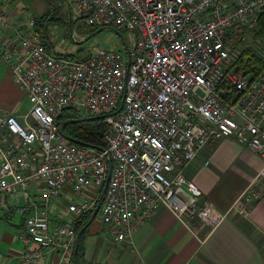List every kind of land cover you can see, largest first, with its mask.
<instances>
[{"label": "built area", "instance_id": "built-area-1", "mask_svg": "<svg viewBox=\"0 0 264 264\" xmlns=\"http://www.w3.org/2000/svg\"><path fill=\"white\" fill-rule=\"evenodd\" d=\"M63 1L70 19L125 37L119 49L61 54L26 7L14 22L0 0V62L30 104L22 118L0 111V212L22 218L18 264L53 252L73 264L75 222L97 205L117 242L160 206L194 228L205 207L183 169L213 140L232 137L263 162L233 205L248 213L264 191V69L250 76L234 64L244 50L264 57L255 35L264 0ZM71 110L103 116V147L64 136L58 118Z\"/></svg>", "mask_w": 264, "mask_h": 264}, {"label": "crops", "instance_id": "crops-1", "mask_svg": "<svg viewBox=\"0 0 264 264\" xmlns=\"http://www.w3.org/2000/svg\"><path fill=\"white\" fill-rule=\"evenodd\" d=\"M10 4L15 22L20 17L19 4ZM9 33L8 30L6 34ZM49 41L51 51L62 49L51 33ZM75 49L71 48L70 53ZM29 107L24 91L0 62V111L22 118ZM262 164L260 157L232 137L210 141L183 169L186 178L201 191L205 207L198 212L194 228L182 225L165 206L158 207L149 221L139 224L129 242H117L103 228L97 231L90 226L83 244L82 264H264V191L259 200L248 204V213L233 210L238 196ZM20 229L22 218L18 213L12 207L2 209L0 264H18L22 250L17 238ZM57 261L58 254L53 252L41 264Z\"/></svg>", "mask_w": 264, "mask_h": 264}, {"label": "trees", "instance_id": "trees-1", "mask_svg": "<svg viewBox=\"0 0 264 264\" xmlns=\"http://www.w3.org/2000/svg\"><path fill=\"white\" fill-rule=\"evenodd\" d=\"M59 5L54 6L51 0H48L46 11L36 17L35 31L40 36L42 42L47 49H50V27L52 25H63L66 24L67 20L75 21L69 19L67 12L62 11L61 3L64 4L63 0H58ZM76 22V21H75ZM94 31L99 29H106L103 26H92ZM71 30V27H70ZM120 33V32H117ZM255 35L264 40V9L259 15L257 21V27ZM68 56L78 57L77 51L73 54H68ZM234 67L241 70L244 74L254 76L264 69V57L261 58L256 54L244 50L239 59L235 62ZM94 117V116H93ZM81 118L74 111H65L59 118L58 123L61 124V130L64 136L70 140H73L75 144L83 147L91 148H101L104 146L103 142V121L101 118H91L89 120H84L81 122H75V119ZM92 212L86 213L82 217L78 218L75 222L76 233L87 224ZM93 222V221H92ZM91 222V223H92ZM91 223L79 236V247L77 252L76 264H82L83 261V244L86 234L91 226Z\"/></svg>", "mask_w": 264, "mask_h": 264}, {"label": "rangeland", "instance_id": "rangeland-1", "mask_svg": "<svg viewBox=\"0 0 264 264\" xmlns=\"http://www.w3.org/2000/svg\"><path fill=\"white\" fill-rule=\"evenodd\" d=\"M51 1L54 6L59 5L58 0ZM15 4L22 5L26 7L33 15L39 16L46 11L48 0H13L10 5L14 6ZM61 7L62 11L67 12V9L63 3H61ZM39 11H41L40 14ZM70 27L71 31L75 32L79 37L77 44L70 40ZM49 32H51L53 35V40L59 43V46H62V49H59L61 54H69L71 51L70 49L74 48V45H76L74 52L77 51L78 57L88 55L91 50L95 49L96 47L119 49L123 42V38L125 37L124 33H117L109 29H99L94 31L93 27L85 26L80 22V20L76 22L71 21V23L67 20L66 24L63 25H52ZM64 48H66L68 51H64ZM77 115H79L81 118L86 117L83 111ZM92 227H94L97 231H99L100 228H103L98 215L93 219V222L91 223V228Z\"/></svg>", "mask_w": 264, "mask_h": 264}, {"label": "water", "instance_id": "water-1", "mask_svg": "<svg viewBox=\"0 0 264 264\" xmlns=\"http://www.w3.org/2000/svg\"><path fill=\"white\" fill-rule=\"evenodd\" d=\"M69 19H70V16L68 15ZM103 116H94V117H84V118H78V119H75L74 121L75 122H81V121H84V120H89L91 118H102ZM68 139V138H67ZM69 141L71 142H74L73 140H70L68 139ZM108 179H109V175L107 176L106 178V181L104 183V187H103V191H105V188L107 186V183H108ZM98 209H99V205H97L94 209V211L92 212V215L89 219V221L87 222V224L85 226H83L77 233L76 235V241H75V246H74V250H73V263L76 264V261H77V252H78V247H79V236L80 234L87 228V226L93 221V219L96 217L97 213H98Z\"/></svg>", "mask_w": 264, "mask_h": 264}]
</instances>
